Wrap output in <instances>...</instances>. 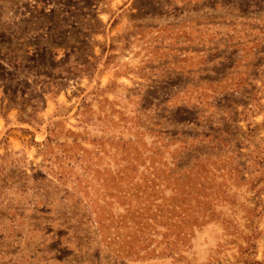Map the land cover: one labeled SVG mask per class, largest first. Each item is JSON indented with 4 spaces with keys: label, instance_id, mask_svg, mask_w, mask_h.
I'll return each mask as SVG.
<instances>
[{
    "label": "rangeland",
    "instance_id": "obj_1",
    "mask_svg": "<svg viewBox=\"0 0 264 264\" xmlns=\"http://www.w3.org/2000/svg\"><path fill=\"white\" fill-rule=\"evenodd\" d=\"M0 264H264V0H0Z\"/></svg>",
    "mask_w": 264,
    "mask_h": 264
},
{
    "label": "trees",
    "instance_id": "obj_2",
    "mask_svg": "<svg viewBox=\"0 0 264 264\" xmlns=\"http://www.w3.org/2000/svg\"><path fill=\"white\" fill-rule=\"evenodd\" d=\"M4 56V55H3ZM5 58V61H7L8 62V64H13V63H15V60H14V56H12V54L10 53V52H5V56H4Z\"/></svg>",
    "mask_w": 264,
    "mask_h": 264
}]
</instances>
